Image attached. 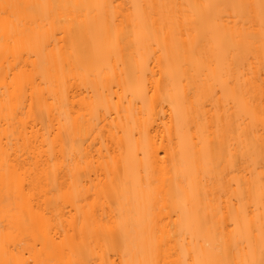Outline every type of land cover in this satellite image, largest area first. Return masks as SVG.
I'll list each match as a JSON object with an SVG mask.
<instances>
[{
  "label": "bare ground",
  "instance_id": "6f19581e",
  "mask_svg": "<svg viewBox=\"0 0 264 264\" xmlns=\"http://www.w3.org/2000/svg\"><path fill=\"white\" fill-rule=\"evenodd\" d=\"M4 2L56 7L18 37L0 18V233L22 209L52 218L49 238L84 226L45 260L261 264L264 0ZM229 70L252 77L243 97L218 90ZM26 156L35 170L13 172Z\"/></svg>",
  "mask_w": 264,
  "mask_h": 264
},
{
  "label": "snow or ice",
  "instance_id": "6c2138e0",
  "mask_svg": "<svg viewBox=\"0 0 264 264\" xmlns=\"http://www.w3.org/2000/svg\"><path fill=\"white\" fill-rule=\"evenodd\" d=\"M55 8V5H26L20 3H11L4 2L0 3V18H2L3 25L5 28V33L8 36H20L24 33L29 25H35L38 17L35 12L37 9H48ZM81 7H103L100 5L97 6H81ZM161 8L165 7H179V6H168L161 5ZM32 10L31 15H26L25 10ZM55 22V21H53ZM61 23L69 26V30H71L75 24L74 17L61 18ZM187 22V18H186ZM53 35H59V32H54ZM13 42V41H10ZM14 43V42H13ZM261 48L264 49V14L261 16ZM261 67L264 69V57L261 59ZM224 77L221 83V90L225 94H231L233 96L243 97L246 90L250 87V81L252 79L247 73H240L235 80L231 75V70H229L228 74H223ZM261 87L264 88V80L261 81ZM261 123L264 124V110H261L260 114ZM31 141H26L22 146L24 151H29V145ZM35 145L31 146V152L35 153ZM264 151V150H262ZM22 155V153H21ZM10 159L9 154H5V162L7 163ZM31 156H26L22 162L16 164L13 172H19L23 170L25 173L28 172V168L31 167L33 170L36 168V164H30ZM261 167L264 168V164H261ZM22 188L28 187L27 184H22ZM34 194V193H33ZM41 195H45V193H40ZM17 199L20 200L21 197L17 196ZM240 199L244 200V193L241 191ZM254 201H247L242 205V209L244 211V215L247 218L249 212L252 213L253 218L257 215V210L251 207V204ZM259 232L257 235L259 236L261 253L264 255V171L261 172V186H260V197H259ZM6 220L8 219L6 215ZM51 217H47L43 214L36 213L29 218L28 215H25L23 210L21 209L15 218L16 227H13V224L10 222L5 225L7 231L0 233V245H2L5 256L7 257L8 251L10 248H13L15 244H20L23 246V251L19 253V255L15 256V258H6L0 260V264H64L62 261H50L42 259L41 257L45 253L48 252H59L63 253L65 251H69L75 247L77 243H83L84 240V226L81 224L80 230V239L77 241L76 232L73 231L71 238L69 239L67 232L63 238L58 235L51 236L49 238V230L47 225L51 222ZM254 229L251 227V223H249V235L248 239V251L252 250V237L251 232ZM99 255L102 256V253ZM70 264H92V261L89 259H77L70 262ZM99 264H108V261L100 259ZM121 264H130L129 261H122ZM149 264H159V261L149 262ZM168 264V262H166ZM170 264H256L255 260L248 259V253L245 254L244 258L241 260L233 261L230 259L225 260H216V261H199V260H191L185 259L183 261L175 260L170 262ZM261 264H264V261H261Z\"/></svg>",
  "mask_w": 264,
  "mask_h": 264
},
{
  "label": "rangeland",
  "instance_id": "374dc122",
  "mask_svg": "<svg viewBox=\"0 0 264 264\" xmlns=\"http://www.w3.org/2000/svg\"><path fill=\"white\" fill-rule=\"evenodd\" d=\"M66 45V44H65Z\"/></svg>",
  "mask_w": 264,
  "mask_h": 264
}]
</instances>
